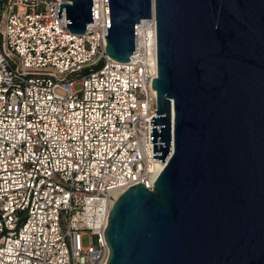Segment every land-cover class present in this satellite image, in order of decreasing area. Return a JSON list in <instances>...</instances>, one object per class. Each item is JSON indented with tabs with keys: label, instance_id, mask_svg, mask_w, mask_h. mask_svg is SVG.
Here are the masks:
<instances>
[{
	"label": "water",
	"instance_id": "obj_1",
	"mask_svg": "<svg viewBox=\"0 0 264 264\" xmlns=\"http://www.w3.org/2000/svg\"><path fill=\"white\" fill-rule=\"evenodd\" d=\"M81 34L91 0H61ZM104 51L125 62L155 22L151 190L113 202L106 264H264V0H103Z\"/></svg>",
	"mask_w": 264,
	"mask_h": 264
},
{
	"label": "built area",
	"instance_id": "obj_2",
	"mask_svg": "<svg viewBox=\"0 0 264 264\" xmlns=\"http://www.w3.org/2000/svg\"><path fill=\"white\" fill-rule=\"evenodd\" d=\"M59 3L0 0V264H106L113 202L160 171L150 180L153 15L118 62L104 51L103 0L81 34L64 8L56 19Z\"/></svg>",
	"mask_w": 264,
	"mask_h": 264
},
{
	"label": "bare ground",
	"instance_id": "obj_3",
	"mask_svg": "<svg viewBox=\"0 0 264 264\" xmlns=\"http://www.w3.org/2000/svg\"><path fill=\"white\" fill-rule=\"evenodd\" d=\"M163 163L155 162L152 167V173L149 175L150 180H153L157 172L161 169Z\"/></svg>",
	"mask_w": 264,
	"mask_h": 264
},
{
	"label": "rangeland",
	"instance_id": "obj_4",
	"mask_svg": "<svg viewBox=\"0 0 264 264\" xmlns=\"http://www.w3.org/2000/svg\"><path fill=\"white\" fill-rule=\"evenodd\" d=\"M76 88V87H75ZM90 236L88 233H84L81 235L80 237V243L82 246H87L88 244H90Z\"/></svg>",
	"mask_w": 264,
	"mask_h": 264
}]
</instances>
